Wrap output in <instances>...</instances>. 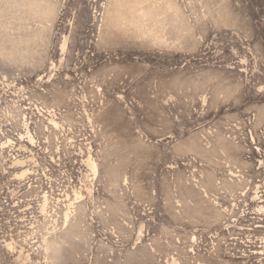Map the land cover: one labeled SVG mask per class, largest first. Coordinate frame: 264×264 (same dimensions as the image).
I'll return each mask as SVG.
<instances>
[{"label": "rangeland", "instance_id": "obj_1", "mask_svg": "<svg viewBox=\"0 0 264 264\" xmlns=\"http://www.w3.org/2000/svg\"><path fill=\"white\" fill-rule=\"evenodd\" d=\"M0 264H264V0H0Z\"/></svg>", "mask_w": 264, "mask_h": 264}, {"label": "bare ground", "instance_id": "obj_2", "mask_svg": "<svg viewBox=\"0 0 264 264\" xmlns=\"http://www.w3.org/2000/svg\"><path fill=\"white\" fill-rule=\"evenodd\" d=\"M66 216V215H65Z\"/></svg>", "mask_w": 264, "mask_h": 264}]
</instances>
